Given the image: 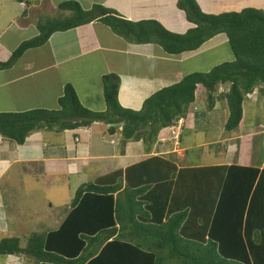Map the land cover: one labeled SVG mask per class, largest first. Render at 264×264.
I'll return each mask as SVG.
<instances>
[{
	"label": "trees",
	"instance_id": "trees-1",
	"mask_svg": "<svg viewBox=\"0 0 264 264\" xmlns=\"http://www.w3.org/2000/svg\"><path fill=\"white\" fill-rule=\"evenodd\" d=\"M176 7L194 25L184 34L154 20L129 22L101 5L84 10L76 1L62 2L57 9L68 15L38 22V35L21 42L0 62V71L44 45L53 33L90 23H100L135 44L153 43L169 56L197 58L207 53L199 55L205 43L220 36L232 60L206 73L184 75L149 96L139 111L119 105L120 80L115 74L101 78L102 112L85 108L66 84L56 109L0 112V137L22 145L31 132L43 128L62 132L99 123L112 134L121 124V139L140 140L149 154L161 130L196 111L199 89L208 111L225 102L223 130L237 129L246 95L255 91L264 96V13L243 9L207 14L195 0H178ZM222 86L228 89L218 92ZM180 188L193 193L195 201H184ZM263 240L264 169L215 165L177 170L169 160L151 157L79 186L57 231L32 234L23 248L18 238H3L0 255H23L37 264H264Z\"/></svg>",
	"mask_w": 264,
	"mask_h": 264
},
{
	"label": "crops",
	"instance_id": "crops-1",
	"mask_svg": "<svg viewBox=\"0 0 264 264\" xmlns=\"http://www.w3.org/2000/svg\"><path fill=\"white\" fill-rule=\"evenodd\" d=\"M65 1H76L84 10H89L95 4L101 5L117 12L129 22L154 20L166 30L178 34H184L190 28H194V25L188 23L183 13L177 9L178 0H24L19 4L12 0L13 22L8 25L5 32L0 31V62H5L21 42L38 35L36 24L44 21L45 15L58 16L62 13H64L63 17L68 15L67 12L57 9L58 4ZM195 1L207 14H212L205 8L207 3L211 2L214 4V11L221 10L219 7L221 4H230L232 9L239 11L264 10L253 6L259 7V0ZM156 47L159 48L157 45L135 44L127 41L100 23H90L68 31L55 32L44 45L26 51L11 68L0 71V112L56 109L57 100L62 95L66 84L74 88L79 102L85 108L93 112H102L105 107L101 78L110 73L117 75L120 80L117 95L119 105L125 109L139 111L143 102L153 93L179 82L184 75L192 73V71L184 70V67L193 57L169 56L159 48L162 56L161 53H156ZM171 57L176 59H169ZM167 59L170 60L168 67L167 64L162 65L159 62ZM133 63L134 68H132ZM96 64L100 67L97 68ZM158 65L162 67L157 71ZM121 66L126 69L116 71V68ZM129 67L134 71L127 70ZM194 112L190 116L198 118L202 114L197 108ZM197 118L195 120L194 117L192 118L194 133L207 131L209 122L200 126V129L196 128L197 123L199 124L203 119L205 122L206 118L202 117V120ZM181 120H183L184 128L186 119ZM260 126L263 127L261 134H254V137L261 140L264 147V123L257 127ZM116 127L117 130L112 134L107 133V126L99 123L62 132H58L55 128L51 130L43 128L31 132L22 145L0 137V141L5 140V143L0 142V155L5 157L0 159V236H3L0 240L18 238L15 237L16 234L26 232L23 231L25 226L20 220L23 210L20 211L19 208L14 207L15 198L11 194L13 190L10 191L13 186H19L22 181L9 180L7 183L10 185L7 187L1 183L3 172L12 166L20 167L22 175L31 178V180L28 179L31 182L39 181L37 178H44L47 180L44 181L45 183L50 182L49 184L52 185H48L49 187L56 190L67 187L68 193L73 195L75 190L83 184L93 183L98 177L118 170L123 172L127 167L151 157L169 160L177 170L215 165L254 167L258 168L259 172L264 169V150L262 155L257 156L250 163H245L241 159H236L234 162L226 159L216 164L195 165L188 161L186 148L182 149L183 157L182 153L178 154L179 145L173 147L171 143L159 142V138L168 134L169 128L160 131L157 142L147 154L140 140L123 141L120 135L121 124H117ZM239 127L240 125L237 129ZM241 136L245 137L240 134L237 140L244 141L245 139H241ZM258 136L260 138H257ZM180 143L183 144L182 141ZM234 143V139L231 138L225 141L226 152L233 147L234 154H237L238 148ZM184 175L190 177L191 173H184ZM57 180H59L58 183H56ZM182 182L184 185L188 184L184 180ZM69 183L72 184L71 187ZM179 192L185 196L184 201H195V196L190 191L187 193L188 191L185 192L183 188H180ZM117 194L113 197L116 198ZM118 196L121 197V195ZM211 197L216 202L215 193ZM31 202L32 207L34 205L32 218L38 216L35 223L43 221L40 227L43 231L30 233V235H46L57 231L70 207L69 205L68 209L63 210L62 213H58L51 206L48 211H42V208L39 211L37 202L33 198ZM165 210L167 211V207ZM53 211L56 213L54 214ZM52 220L53 224H51ZM25 244L20 246L23 248ZM29 259L23 255L21 257L0 255V264H32Z\"/></svg>",
	"mask_w": 264,
	"mask_h": 264
},
{
	"label": "rangeland",
	"instance_id": "rangeland-1",
	"mask_svg": "<svg viewBox=\"0 0 264 264\" xmlns=\"http://www.w3.org/2000/svg\"><path fill=\"white\" fill-rule=\"evenodd\" d=\"M230 1V0H227ZM257 9H264V0H259V7L253 5ZM11 7V8H9ZM14 3L12 0H0V31L5 32L8 25L12 23L13 15L12 12L14 11ZM221 7V10L214 11V4L213 2L207 3L205 6L208 11H211L212 14H221L225 12H236L239 10H234L231 8L230 4H221L219 5ZM264 12V10H262ZM60 13V12H59ZM64 13L58 15V16H51V15H45V19H60L63 18ZM150 45H155L151 43ZM156 53L159 54L161 50L159 48H155ZM207 52V53H206ZM203 53H206L204 55H201ZM199 57L195 58L194 56L190 61L185 65L184 70L187 71H193V72H202L206 73L208 72L212 67L221 64L223 62L231 61L232 56L229 52V50L224 46L223 38L220 36L215 37L212 39L209 43L205 44L201 48V52L199 53ZM163 56V54H162ZM131 58V57H130ZM171 60L176 59V57L169 58ZM159 60V59H158ZM131 61L132 58H131ZM162 63V65L167 64L170 65V60H162L159 61ZM149 63V61L147 62ZM97 65V64H96ZM134 63L132 64V68H134ZM100 66L97 65V68ZM162 66H157V71ZM132 68H127L129 71H134ZM171 68V66H170ZM170 68L168 70L170 71ZM123 71V69H126V67L121 66V68H116V71ZM173 73H175V70H173ZM228 89L227 86L219 87L218 92H225ZM196 103H197V109L202 112L200 116H186V124L184 125V128L182 130V143L179 144L178 154L182 153V149L186 148L187 155H188V161H191L195 165H207L212 163H219L223 162L226 159H229L228 161L233 160L236 161V159L241 161H244L245 163H250L253 160L256 159L257 156L262 155L264 147L262 146L261 140L256 139L254 137V134H261L263 127H257L261 123H264V96L258 95L257 93H253L251 96L246 97L245 101L243 103V115L241 122L239 123L240 127L230 133H226L223 130V125L227 119L228 110L226 108L225 102H217L215 103L213 109L211 111L207 110L206 107V96L205 93L199 89V91L196 94ZM49 103V102H48ZM196 112V111H195ZM194 112V113H195ZM198 113V112H197ZM200 119L202 120V117H205V122L202 120L199 124L197 123L198 129H200V126H202L204 123H208V129L207 131L202 132H195L193 131V122L192 118ZM252 131V133H250ZM245 135L241 136L240 138L245 139L237 140L239 135ZM253 134V136H252ZM260 136V135H259ZM257 138H260V137ZM234 139L235 146H237V154H234L233 147L231 150H228L226 152V146L225 141L228 139ZM1 143H5V140L0 141ZM252 142V143H251ZM233 143V142H231ZM253 144V149L252 148ZM184 157V153H182ZM182 157V158H183ZM243 157V158H242ZM5 157L0 155V159H4ZM18 168V169H17ZM4 174L1 176V183L4 184L6 187L9 186L7 182L9 180H16V181H22L19 186H13L10 191L13 197L15 198V208H19L20 211H22V217L20 220L23 222L25 229L23 231H26L23 234H16L15 237H18L20 240V245L23 246L26 242V239L29 237L30 233H34L38 231H43L40 229L41 224H43V221H40V223H35L37 220L36 216L35 218H32V211L34 213V205L32 207L31 198H33L37 204L39 205L38 210L40 211L42 208V211H45L52 207V209H56L58 213H62L63 210H67L71 200L72 195L68 193V188L64 187L59 192L55 193L57 191L55 188L49 187L48 185L52 186L51 184L45 183L44 181H47L46 179L37 178L39 181L33 180V182L29 181L31 178H27L26 175H22V170L20 167L12 166L7 171L3 172ZM19 178H22L19 180ZM59 180L56 181L58 183ZM47 184V185H44ZM72 184L69 183V187H71ZM5 193V192H4ZM9 194V193H8ZM40 201V202H39ZM16 211V209H15ZM55 214L56 212L53 211ZM47 221V219H46ZM51 224H53V220L51 221ZM22 233V232H21ZM1 238L3 236H0ZM264 241V240H263ZM264 247V243H263ZM32 264H37V261H34L33 259H29ZM24 264V263H20Z\"/></svg>",
	"mask_w": 264,
	"mask_h": 264
},
{
	"label": "built area",
	"instance_id": "built-area-1",
	"mask_svg": "<svg viewBox=\"0 0 264 264\" xmlns=\"http://www.w3.org/2000/svg\"><path fill=\"white\" fill-rule=\"evenodd\" d=\"M183 128V120L176 121L171 127L168 129V134L163 137L159 138L160 143H171L173 147H177L179 145V136L181 130Z\"/></svg>",
	"mask_w": 264,
	"mask_h": 264
},
{
	"label": "clouds",
	"instance_id": "clouds-1",
	"mask_svg": "<svg viewBox=\"0 0 264 264\" xmlns=\"http://www.w3.org/2000/svg\"><path fill=\"white\" fill-rule=\"evenodd\" d=\"M253 93H256L255 91ZM253 93L246 95V97L251 96ZM19 257V256H18ZM21 257V256H20Z\"/></svg>",
	"mask_w": 264,
	"mask_h": 264
}]
</instances>
